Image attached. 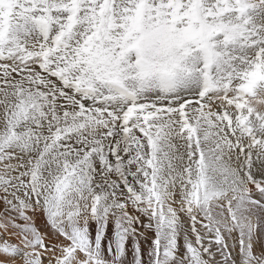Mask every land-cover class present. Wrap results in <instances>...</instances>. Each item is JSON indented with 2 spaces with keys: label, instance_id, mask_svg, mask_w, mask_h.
<instances>
[{
  "label": "snow or ice",
  "instance_id": "6c2138e0",
  "mask_svg": "<svg viewBox=\"0 0 264 264\" xmlns=\"http://www.w3.org/2000/svg\"><path fill=\"white\" fill-rule=\"evenodd\" d=\"M0 264H264V0H0Z\"/></svg>",
  "mask_w": 264,
  "mask_h": 264
},
{
  "label": "rangeland",
  "instance_id": "374dc122",
  "mask_svg": "<svg viewBox=\"0 0 264 264\" xmlns=\"http://www.w3.org/2000/svg\"><path fill=\"white\" fill-rule=\"evenodd\" d=\"M3 210V204H0V211Z\"/></svg>",
  "mask_w": 264,
  "mask_h": 264
}]
</instances>
